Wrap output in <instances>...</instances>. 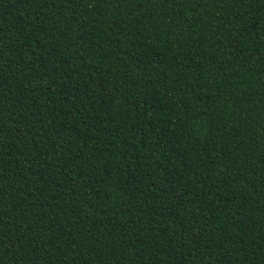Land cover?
I'll return each mask as SVG.
<instances>
[{"label":"trees","instance_id":"obj_1","mask_svg":"<svg viewBox=\"0 0 264 264\" xmlns=\"http://www.w3.org/2000/svg\"><path fill=\"white\" fill-rule=\"evenodd\" d=\"M0 264H264V0H0Z\"/></svg>","mask_w":264,"mask_h":264}]
</instances>
